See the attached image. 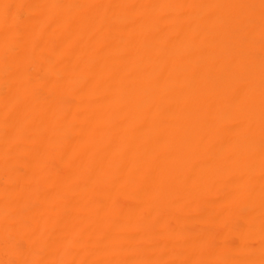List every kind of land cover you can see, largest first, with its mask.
Listing matches in <instances>:
<instances>
[{"label": "bare ground", "instance_id": "bare-ground-1", "mask_svg": "<svg viewBox=\"0 0 264 264\" xmlns=\"http://www.w3.org/2000/svg\"><path fill=\"white\" fill-rule=\"evenodd\" d=\"M0 264H264V0H0Z\"/></svg>", "mask_w": 264, "mask_h": 264}]
</instances>
